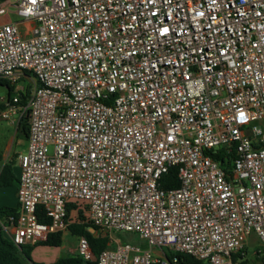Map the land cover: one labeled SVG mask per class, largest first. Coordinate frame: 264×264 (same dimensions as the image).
I'll list each match as a JSON object with an SVG mask.
<instances>
[{"label":"built area","instance_id":"2783aa9c","mask_svg":"<svg viewBox=\"0 0 264 264\" xmlns=\"http://www.w3.org/2000/svg\"><path fill=\"white\" fill-rule=\"evenodd\" d=\"M9 5L0 122L24 115L28 135L6 237L39 243L81 212L113 244L95 255L77 235L95 264H178L164 251L234 264L252 236L264 259V0H13L0 14Z\"/></svg>","mask_w":264,"mask_h":264},{"label":"trees","instance_id":"16d2710c","mask_svg":"<svg viewBox=\"0 0 264 264\" xmlns=\"http://www.w3.org/2000/svg\"><path fill=\"white\" fill-rule=\"evenodd\" d=\"M0 88L5 92V96H2L0 93V108L4 106L3 99L10 100L14 93V86L11 85L6 79L0 77ZM30 96V87L27 88L25 94H21L20 103L25 105ZM17 131H19L23 136L27 137L28 135V123L26 116H21ZM226 154L224 151H219L216 155L217 160L222 166H226L228 161H225ZM1 161V154H0ZM18 181L17 176L14 173V169L12 164L4 163L0 170V186H15ZM160 186L164 189H170L178 186V181L175 176V169L171 168L168 173H166L160 180ZM74 207L73 204L67 205V211ZM38 219L43 222H47L49 219L44 215L42 210L39 208L38 210ZM16 213L15 207L10 206H1L0 207V218L7 214ZM79 221L71 224L69 226V231L72 235H80L83 234L95 255H98L103 249L112 246L113 244L109 240V236L107 234L98 232L97 227L91 225L82 219L84 218L81 212L78 213ZM94 231H90V229ZM62 233L56 232L51 233L45 241L35 243V244H25L20 247L16 246L8 237H6L3 232L0 230V264H28L31 261V251L35 245L42 244L47 246H60L62 243ZM126 241V240H122ZM167 258L171 259L173 256L179 259L178 264H202V261L195 259L189 255L185 254H171L167 251H164ZM256 261H261L263 264L264 259ZM232 261L234 264H251L250 260L247 258H241L240 254H233ZM33 264H42L33 262ZM52 264H95L94 261H85L77 254H71L68 256H60L57 258ZM152 264H159L154 262ZM177 264V263H175Z\"/></svg>","mask_w":264,"mask_h":264},{"label":"rangeland","instance_id":"374dc122","mask_svg":"<svg viewBox=\"0 0 264 264\" xmlns=\"http://www.w3.org/2000/svg\"><path fill=\"white\" fill-rule=\"evenodd\" d=\"M12 2L13 0H9ZM8 10L12 13L9 14V17L11 20L16 21L20 19V17L14 13L15 9L13 6L9 5ZM33 79L32 77L25 76L20 80V83L24 86V90L26 91L27 88H31L33 86ZM0 93L2 96H5V92L2 91L0 88ZM11 144V153H10V159L13 160L14 166H15V175L18 176L20 173L19 168H17L18 164V154L23 153L25 150V139L20 135L19 132H16L14 126L10 125L6 121L0 122V152H4V148L6 144ZM15 191L14 186L8 187V186H0V207L4 206L3 203H13L14 197H15ZM72 215L76 216V212L72 211ZM92 229V228H91ZM112 237L116 240H131L136 239V237L129 232H119L116 234H112ZM250 242L253 246H249L248 253H247V259L250 260L251 264H261V261H256L255 256L252 254L253 247L255 245H258V241H254V236L250 239ZM77 243V236L72 235L70 231L65 232L62 237V245L65 249H71L72 251L75 250ZM158 250V249H155ZM154 250V253H155ZM71 255V253L67 251H63V253L60 256H68ZM159 253L155 254V257H158ZM202 264H209L207 261H202Z\"/></svg>","mask_w":264,"mask_h":264},{"label":"crops","instance_id":"0c3cea01","mask_svg":"<svg viewBox=\"0 0 264 264\" xmlns=\"http://www.w3.org/2000/svg\"><path fill=\"white\" fill-rule=\"evenodd\" d=\"M8 2H10V1L9 0H0V7L5 6ZM10 13H12V12L9 11L7 13L0 14V24L13 21L9 17ZM14 128H15L16 132H19V131H17V127L14 126ZM20 135L25 139V148H26L27 137L23 136L21 133H20ZM10 151H11V144L7 143L5 145L4 152H0V154H1L0 170H1L2 165L4 163H7V164H12L14 172H15V166H14L13 160L10 159V156H11ZM16 167L18 168V164ZM17 184H18V181L16 182V184L14 186L15 195H16ZM8 187H13V186H8ZM3 205L15 207L16 211H17V209H18L17 197L16 196L14 197L13 203H3ZM62 234H64V233H62ZM62 237H63V235H62ZM63 251H67L71 254H75V252H74L75 250L72 251L70 248L65 249L63 247L62 243L60 246H57V247L47 246V245H42V244L35 245L31 251V254H30L31 261H29L28 264H33V262L42 263V264H52L57 258L60 257V255L63 253ZM159 252H160L159 250H155V254L156 253L158 254Z\"/></svg>","mask_w":264,"mask_h":264},{"label":"snow or ice","instance_id":"6c2138e0","mask_svg":"<svg viewBox=\"0 0 264 264\" xmlns=\"http://www.w3.org/2000/svg\"><path fill=\"white\" fill-rule=\"evenodd\" d=\"M213 2H215V0H213ZM201 15H203V14L201 13ZM163 32H164V33H167V32H168V29H167V28H164V29H163Z\"/></svg>","mask_w":264,"mask_h":264},{"label":"water","instance_id":"95a60500","mask_svg":"<svg viewBox=\"0 0 264 264\" xmlns=\"http://www.w3.org/2000/svg\"><path fill=\"white\" fill-rule=\"evenodd\" d=\"M90 231H92V232H93L94 230H93V229H90Z\"/></svg>","mask_w":264,"mask_h":264}]
</instances>
